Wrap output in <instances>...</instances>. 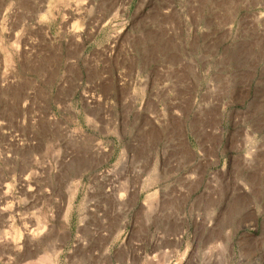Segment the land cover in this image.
<instances>
[{"label":"rangeland","instance_id":"1","mask_svg":"<svg viewBox=\"0 0 264 264\" xmlns=\"http://www.w3.org/2000/svg\"><path fill=\"white\" fill-rule=\"evenodd\" d=\"M4 235L0 264H264V0H0Z\"/></svg>","mask_w":264,"mask_h":264},{"label":"bare ground","instance_id":"2","mask_svg":"<svg viewBox=\"0 0 264 264\" xmlns=\"http://www.w3.org/2000/svg\"><path fill=\"white\" fill-rule=\"evenodd\" d=\"M117 39V38H116ZM48 147V146H47ZM46 147V148H47ZM94 148V147H93ZM94 150V149H93ZM37 161V160H36ZM42 163V162H41ZM39 169V168H38ZM109 176V175H108ZM116 179V178H115ZM117 180V179H116ZM113 183V182H112ZM109 188V187H108ZM116 189H117V187H115ZM119 188V187H118ZM7 193V192H6ZM111 193V192H110ZM149 199V198H148ZM8 208V207H7ZM10 208V207H9ZM8 208V209H9ZM1 209H4V207L3 208H1ZM6 209V208H5ZM7 211V210H6ZM4 220V219H3ZM4 223V226H8V228H9V226L11 225V222L9 221V220H6L5 219V221L3 222ZM11 227V226H10ZM27 227V226H26ZM24 230H26L25 229V227H24ZM31 236H34V234H32L31 232L29 233ZM35 238V237H34ZM0 239H2L3 240V242L4 243H8V242H10L9 241V238H8V236H3L2 238H0ZM16 241V240H15ZM7 245V244H6ZM37 255V252H31L30 251V249H29V251H24L23 252V257H24V259L25 260H27V261H29V262H31L30 260H32L35 256Z\"/></svg>","mask_w":264,"mask_h":264}]
</instances>
